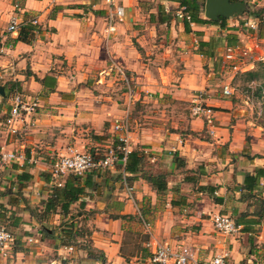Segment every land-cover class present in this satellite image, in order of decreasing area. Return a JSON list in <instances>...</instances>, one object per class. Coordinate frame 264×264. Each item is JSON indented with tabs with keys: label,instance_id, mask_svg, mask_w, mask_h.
<instances>
[{
	"label": "crops",
	"instance_id": "obj_1",
	"mask_svg": "<svg viewBox=\"0 0 264 264\" xmlns=\"http://www.w3.org/2000/svg\"><path fill=\"white\" fill-rule=\"evenodd\" d=\"M248 2L264 7V0ZM115 3L123 6L124 16L108 33L105 0H0V85L5 93L0 95V151L21 154L0 166V205L15 236L0 264H76L77 249L59 246L57 232L54 238L44 236L31 209L50 195L49 168L66 148L114 150L124 134L129 150H142L154 172L173 175L158 194L137 173L131 183L126 179L130 196L117 178L120 161L93 177L97 186L87 189L77 216H91L93 245L106 264H152L156 243L187 246L203 261L226 254V264H264V212L257 214L256 203L264 199V176L251 192L243 184L246 173L264 169V125L242 111L237 93L224 96L225 84L217 89L213 80L219 59L228 65L230 79L254 70L264 59L239 63L226 60L225 52L240 45L261 55L263 30L248 35L233 26L215 38L221 28L216 24L190 23L185 30L171 9L176 1ZM12 16L19 26L36 20L31 42L15 40L19 26L7 31ZM227 34L235 39L227 42ZM201 41L211 48L201 47ZM112 61L133 77L137 93L130 103ZM201 90L214 110L213 128L188 110ZM16 93L37 107L15 124L12 134L7 118ZM125 117L127 129H115ZM175 155L186 172L177 169ZM22 172L30 177L19 181ZM185 175L191 183L183 180ZM215 213L238 219L239 230L230 235L215 230ZM59 221V214H50L43 224L51 231Z\"/></svg>",
	"mask_w": 264,
	"mask_h": 264
},
{
	"label": "built area",
	"instance_id": "obj_2",
	"mask_svg": "<svg viewBox=\"0 0 264 264\" xmlns=\"http://www.w3.org/2000/svg\"><path fill=\"white\" fill-rule=\"evenodd\" d=\"M107 3V16H106V31L111 33L115 30V23L122 21L124 16V8L120 4H116L115 0H105ZM185 7L181 6L175 11V17L183 20H189L190 17L185 14ZM30 23H36L35 19H31ZM245 25L250 28V30L256 29V23L248 20ZM17 16H12L10 23L7 27L8 32H14L18 29ZM3 45L0 41V54L3 52ZM225 59L230 61H238L239 63H245L246 61L252 62L254 60L264 59V49L261 55L255 54L254 50L247 46L236 45L234 47H228L225 52ZM112 69L120 77L125 87L127 103L132 102L137 93L136 85L132 75L127 71L125 66L121 63L112 61ZM237 64L233 66L237 69ZM239 69V68H238ZM264 91V88H263ZM233 92L229 84L222 86V94L224 96H229ZM37 107V102L25 98L22 94L16 93L12 97V103L9 110V116L7 118V124L9 126V131L15 134L17 128L15 124L21 120L23 116H29ZM190 113L195 117H202L205 124L209 128L214 126V110L208 105L204 100V92L197 91L191 101ZM260 114L264 117V99H263V109H260ZM128 125V120L126 117L123 122H117L114 125L115 129L126 130ZM213 129L210 130L212 133ZM127 134L118 138L121 143L117 146V150L122 153L119 158L115 150H109L107 154L103 157H96L89 152L80 151L74 147L66 148L65 152L61 154L55 161L51 163L49 168V174L51 178V183L54 186L60 187L63 184L64 178L73 174L76 176H84L87 172L92 170H105L112 168L116 162H124L126 155L130 152L127 145ZM21 157V154H17L14 151H0V166L5 162H11L17 160ZM121 183L125 188L128 196H130L132 187L128 184L126 180V173H122ZM212 225L223 235H230L239 230V225L228 215L215 213L211 216ZM14 234L7 230L0 223V258L6 259L8 256V250L10 246L14 243ZM31 241V239H29ZM72 250V247H68ZM152 264H226V254H218L209 260H200L193 250L187 246H180L174 248L168 244L156 243L150 254L149 258ZM6 264H11L7 261Z\"/></svg>",
	"mask_w": 264,
	"mask_h": 264
},
{
	"label": "trees",
	"instance_id": "obj_3",
	"mask_svg": "<svg viewBox=\"0 0 264 264\" xmlns=\"http://www.w3.org/2000/svg\"><path fill=\"white\" fill-rule=\"evenodd\" d=\"M177 2V9H179L181 6H184L185 14L190 17L189 20L183 19V24L185 30L190 29V23H212L216 24L221 28L225 27L226 19L221 18L220 21L214 22L211 21L205 17L202 16V12L204 11V4L205 0H173ZM247 2L249 8L248 11L245 12L248 14L251 18L260 17L262 13L264 12V7L254 11L252 10V5L248 2V0H241ZM167 18H169L167 16ZM251 20V19H250ZM34 31L35 27L31 23H23L19 26L18 35L15 40L17 41H23V42H31L34 38ZM232 39H235V36L233 34H227L226 41H230ZM201 47H207L211 48V43L209 42H200ZM264 66V60L257 61L255 63V66ZM249 70L246 72H242L241 74L244 75L247 81L257 79L259 77L258 70ZM15 93V92H14ZM121 143L119 141L114 142V150L117 153V156L120 158L122 156V153L116 149L118 145ZM93 156H96L91 152ZM174 161L176 162L177 169H179L182 172L184 171V163L182 158L175 155ZM147 156L145 153L140 149H133L130 150V152L126 155V159L122 163V167L120 170V174L117 176V178L121 181L122 179V173L130 174L126 176V179L129 183H131V180L134 179V176L138 173L140 176L146 180L152 187H155V190L158 194H163L167 189V182L168 179L173 175L171 172L160 170L154 172L151 167L147 164ZM105 170H92L87 172L84 176H76L73 174L67 175L64 180L63 184L60 187L54 186L50 195L39 202L38 206H35L31 209V215L34 217L36 221L39 222L41 225V232L44 236L48 238H54L55 233L57 232V237L59 239V246H71L72 248H76L77 251L80 253L79 257L75 260L77 263L83 262V259L85 260V264H106L105 257L103 255V252L99 249H97L93 245V241L91 238V229L86 228L84 226H78L74 224V219L77 217V212L73 214L71 212L72 205L77 204L79 208H83L85 206V202L83 199L84 196H86V191L89 188H93L97 186V183L93 182L94 176H100L102 173H104ZM264 176V169L258 168L255 173H246L244 175L243 184L247 186L248 191H252L255 189L259 177ZM30 176L27 174V172H22L20 174H17V180H23L28 179ZM183 180L188 182L191 180L189 176L185 175L183 177ZM191 183V182H188ZM213 190V189H212ZM0 192V196H1ZM248 196L250 194H247ZM215 201L218 202L216 198H214ZM257 205L259 206V210L257 211V214L262 215L264 212V199L257 198L256 200ZM78 208V209H79ZM247 211L242 212L240 217H243V215L246 214ZM50 214H59L60 215V222L57 226H53L51 228V231H49L46 227H44V221L49 218ZM118 217V216H117ZM124 218L125 216H121ZM4 219H8L5 216V210L0 205V223L9 231H11L13 234L14 232L12 229L8 226V224L5 223ZM236 224L240 223L238 219L235 221ZM10 225H16L14 221L10 222ZM87 229V230H86ZM86 234V235H85ZM85 235V236H84ZM81 237H87L84 242H81ZM64 262V260H63ZM66 262V260H65ZM64 262V263H65Z\"/></svg>",
	"mask_w": 264,
	"mask_h": 264
},
{
	"label": "rangeland",
	"instance_id": "obj_4",
	"mask_svg": "<svg viewBox=\"0 0 264 264\" xmlns=\"http://www.w3.org/2000/svg\"><path fill=\"white\" fill-rule=\"evenodd\" d=\"M175 6H178V5H175ZM259 8L260 7H256V5H252V10L254 11L258 10ZM171 9L174 12L177 10V7H172ZM202 16L204 17V11L202 12ZM249 19H254V18H251L246 13H243L241 16H238L236 18L226 19L225 27L220 28V30L217 31L215 38L223 37V34H224L223 32H225L229 28H232L233 26H237L241 31H244L245 33L249 35V33H251V30H249L250 28H248L245 25V23ZM255 21H256V29L254 30V32L256 33L257 36H259L262 30H263L262 33H264V14H262L260 17H257ZM262 39L263 40L258 42V44L261 48L264 49V34L262 35ZM217 66L219 67L218 73L214 76V79H213L214 83L217 84V86L215 87L217 89H221V86L223 83L228 84L226 82H230L229 85L231 86L233 90L231 94L237 93L238 97L236 100H237V103L240 105V107H243L242 111L250 112V114L254 118H256V120H258L257 121L258 124L260 123L264 125V117L263 115L260 114V109H263V99H264V91H263L264 66H261V65L258 67L255 66V68H257L256 70H258L259 77L257 79L250 80V81H247L245 79L246 77L242 75L241 73L236 75L234 78L230 79V72H229L228 65L223 63L222 60L220 61V59L217 62ZM220 68H222V70ZM189 109L190 108H188V110ZM108 152H109L108 150H105V151L94 150L93 154L96 155V157H103ZM105 170H108V169H105ZM78 208L79 207L75 205L72 208L71 212L75 214V212L79 210ZM90 217L91 216L82 212V214L80 216H77L73 222L74 224L78 226L85 225L84 227L90 228V225H89ZM86 239L87 237L80 238L81 242H84V240ZM76 264H85V260L83 259V262H79V263L76 262ZM96 264H99V263H96Z\"/></svg>",
	"mask_w": 264,
	"mask_h": 264
},
{
	"label": "water",
	"instance_id": "obj_5",
	"mask_svg": "<svg viewBox=\"0 0 264 264\" xmlns=\"http://www.w3.org/2000/svg\"><path fill=\"white\" fill-rule=\"evenodd\" d=\"M248 4L241 0H205L204 17L218 22L221 18H236L248 11ZM4 88L0 85V95L4 96Z\"/></svg>",
	"mask_w": 264,
	"mask_h": 264
}]
</instances>
